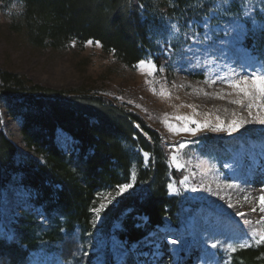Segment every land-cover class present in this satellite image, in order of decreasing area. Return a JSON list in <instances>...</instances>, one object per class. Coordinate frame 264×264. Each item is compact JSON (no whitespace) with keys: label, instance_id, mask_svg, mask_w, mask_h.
<instances>
[{"label":"rangeland","instance_id":"obj_1","mask_svg":"<svg viewBox=\"0 0 264 264\" xmlns=\"http://www.w3.org/2000/svg\"><path fill=\"white\" fill-rule=\"evenodd\" d=\"M11 3L12 0L0 2V72H11L54 90L87 87L92 93L104 95L118 105L128 103L147 119L161 122L177 144L170 166L185 174L180 184L171 181L169 186L170 195L181 198L185 215L183 220H167L159 232L128 245L119 238L125 232L128 214L107 230L101 205H107L111 196L131 192L135 170L131 172L132 187L123 193L119 191L122 186L98 193L91 206L89 226L76 225L71 232L58 212L56 201L49 208L50 200H56V192L51 198L40 200L37 191L12 180L0 195V240L9 242L6 238L11 236L13 241L31 223L35 246L26 255L11 260V254L0 249L2 264H205V261L234 264L235 259L241 260V251L261 245L255 240L264 235V214L259 211V197L264 195L261 190L264 189V125L244 123L231 134L213 132L209 127L196 136L177 133L174 129L183 127L185 121L181 117L210 125L223 121L227 127L233 120L249 121L253 116H264V108L253 107L250 116L247 107L232 103L239 97L229 87L230 81L245 73L264 75V32L260 30L264 26V0H229L227 4L220 0H200L192 10L203 6L212 10L189 28L173 15H167L173 8V0L148 1L153 13L151 20H157L151 30L156 48L153 53L155 56L163 53L168 59L164 68H158L149 57L130 68L95 42L80 45L72 41L61 50L35 49L25 36L11 30L12 22L19 18L7 15ZM209 16L210 23L205 26ZM235 24H243L247 29L244 47L249 51H238L230 44L232 34L223 29ZM205 32L218 44H224L226 56L209 55L203 50L206 43L195 48L199 54L191 55L186 41L191 37L194 43ZM204 57L208 61L198 68L192 65L193 59ZM220 77L223 79L220 85L210 82L214 78L217 82ZM131 91H137L138 101L126 102L124 97ZM261 103L264 101L257 97L256 105ZM1 104L2 131L18 148L20 159L24 160L18 161L24 163L34 158L43 163L42 152L28 147L22 138L20 116L9 113L4 101ZM56 135L60 150L76 159L78 143L61 130ZM181 143L183 148L179 147ZM46 185L58 189L51 180ZM239 211L245 216L238 215ZM245 220L250 223L245 224ZM173 238L178 239L176 245L169 242ZM212 244L216 247L212 248ZM242 244L248 246L241 247Z\"/></svg>","mask_w":264,"mask_h":264},{"label":"trees","instance_id":"obj_2","mask_svg":"<svg viewBox=\"0 0 264 264\" xmlns=\"http://www.w3.org/2000/svg\"><path fill=\"white\" fill-rule=\"evenodd\" d=\"M148 1L24 0L25 12L10 28L25 36L35 49L61 50L72 41L80 45L95 42L130 68L148 57L158 68H164L168 59L163 53H153L156 48L151 30L157 20H151ZM199 1L173 0L167 15L185 25L199 22L212 10L210 6L192 10ZM92 92L87 87L54 90L17 74L0 72V107L4 101L9 113L20 116L23 140L43 156V163L34 158L19 162L20 152L2 131L0 117V195L12 180L37 191L40 200L56 192L49 208L56 201L71 232L76 225L89 226L91 206L98 193L131 184V172L135 170L131 192L111 196L102 208L107 230L128 214L125 232L119 238L133 245L158 232L167 220L184 218L181 198L169 193L171 181L180 184L185 179L183 171L170 166L177 144L161 122L147 119L128 103L118 105ZM124 98L126 102L138 101V93L131 91ZM59 130L78 143L76 159L67 157L56 145ZM48 180L58 189L47 186ZM32 226L26 224L11 242L0 240V249L11 254L10 260L26 255L35 246ZM239 255L241 260L235 259L234 264H264V244Z\"/></svg>","mask_w":264,"mask_h":264},{"label":"snow or ice","instance_id":"obj_3","mask_svg":"<svg viewBox=\"0 0 264 264\" xmlns=\"http://www.w3.org/2000/svg\"><path fill=\"white\" fill-rule=\"evenodd\" d=\"M220 2H223L224 4H227L229 0H220ZM211 17L209 16V21L205 23V26H207V23H210ZM186 28L191 27V25H185ZM226 33L232 34V40L230 41V44L234 47H237L238 51H249L244 47L245 40L248 36V31L245 28L243 24H235L231 26H225L223 29ZM261 32H264V26L261 27ZM193 36L196 35V32L194 31L192 33ZM214 35V34H213ZM188 46V51L192 53V55H196L195 48L201 47L207 44V48L203 49L209 52V55H214L216 52H219L221 55H227L228 52L225 49V46L223 43L218 44L216 41L212 39V35H209L207 32L203 34V38H197L194 43L191 42V37L188 38V41H186ZM183 58V57H182ZM246 67V66H245ZM213 84L216 83V80L213 79L211 81ZM229 87L232 89H235V94L239 97L238 99H235L232 101V103L239 105L240 107H247L249 109V115L251 116V109L253 107H260L264 108V103H261L259 106L256 105L257 97L260 98L261 101H264V75L257 74L256 72H253L251 75H248L245 73L244 75L240 76L239 79H236L234 81L229 82ZM228 95H232V93H228ZM223 98V97H221ZM245 98L248 101V104L245 105ZM180 119L184 120L185 123L182 128H175L174 130L177 133L184 132L193 136H196L198 132H200L202 129L211 128L213 132H219V131H227L229 134L232 132L239 131L240 127L243 126L244 123H257L259 125H264V116L255 117L253 116L251 120L249 121H241L237 122L236 120H233L230 125L227 127L224 126V122L221 121L219 124L210 125L208 122L201 123L200 121L196 119H191L188 117H181ZM180 148L184 147V144L181 143L179 145ZM147 155V154H145ZM175 160V157H173ZM130 187H132L131 184H124L119 191L121 193L127 191ZM264 191V189H261ZM194 191V189H193ZM259 211L260 213L264 214V195H261L259 197ZM103 207V205H101ZM252 211H256L255 208L252 209ZM238 215L241 217L245 216V213L243 211H239ZM245 224L250 223V221L245 220ZM9 242H11L12 237L9 236L6 238ZM172 245H176L178 243L177 238H173L169 241ZM255 242L257 244H264V235L259 236ZM247 244H242L241 247H247ZM212 248H215L216 245L212 244ZM176 251H179V249H176ZM0 264H2V261H0ZM205 264H209L208 261H205ZM214 264V262H212Z\"/></svg>","mask_w":264,"mask_h":264},{"label":"clouds","instance_id":"obj_4","mask_svg":"<svg viewBox=\"0 0 264 264\" xmlns=\"http://www.w3.org/2000/svg\"><path fill=\"white\" fill-rule=\"evenodd\" d=\"M6 12H7V15H9L10 17L11 16H15V17L22 16L25 12L24 0H12V3L10 4Z\"/></svg>","mask_w":264,"mask_h":264},{"label":"bare ground","instance_id":"obj_5","mask_svg":"<svg viewBox=\"0 0 264 264\" xmlns=\"http://www.w3.org/2000/svg\"><path fill=\"white\" fill-rule=\"evenodd\" d=\"M213 37V36H212ZM197 52V51H196ZM198 53V52H197ZM199 54V53H198ZM192 55V54H191ZM212 56H214V55H212ZM220 56H221V54L219 53V52H217V53H215V57H217V58H220ZM197 57H198V55H197ZM206 61H208L207 59H206V57H204V58H199V60L197 61L196 59H193V62H192V65L193 66H196L197 68L200 66V65H202L204 62H206ZM197 64V65H196ZM228 65H230L231 64V62L229 63H227ZM226 65V64H225ZM208 67H212V65H208ZM207 69V68H206ZM205 72V71H204ZM210 73V72H209ZM203 74V73H202ZM205 74V73H204ZM235 76H236V74H235ZM237 78V77H236ZM215 79V78H214ZM223 81V79L220 77V79L215 83L216 85H220L221 84V82ZM211 82V81H210ZM222 87H224L225 88V86H222Z\"/></svg>","mask_w":264,"mask_h":264}]
</instances>
